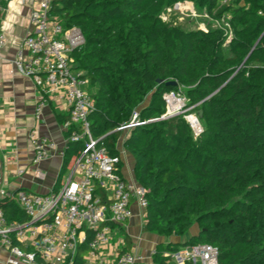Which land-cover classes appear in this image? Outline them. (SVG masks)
Here are the masks:
<instances>
[{
	"label": "trees",
	"instance_id": "1",
	"mask_svg": "<svg viewBox=\"0 0 264 264\" xmlns=\"http://www.w3.org/2000/svg\"><path fill=\"white\" fill-rule=\"evenodd\" d=\"M175 1L54 0L51 13L65 27L84 33L86 43L76 61L90 80L95 102L92 132L96 137L111 132L103 142L112 154H120L121 136L113 130L148 97L143 121L163 116L164 93L181 86L188 106L203 110L205 128L197 142L184 140L183 120L177 117L137 126L124 141L135 159L137 181L147 191L144 229L184 238L160 244L154 264H169L172 252L197 243L217 246L219 264H264V64H250L264 63V0L244 5L241 0H191L231 16L237 27L232 56L224 51L221 31L186 32L164 23L162 13ZM245 59L247 66L241 68ZM78 146L67 142L61 177ZM99 192L108 200L106 192ZM0 205L9 221L28 220L12 199H0ZM196 222L205 226L187 237ZM92 233L87 231L75 264H84Z\"/></svg>",
	"mask_w": 264,
	"mask_h": 264
},
{
	"label": "built area",
	"instance_id": "2",
	"mask_svg": "<svg viewBox=\"0 0 264 264\" xmlns=\"http://www.w3.org/2000/svg\"><path fill=\"white\" fill-rule=\"evenodd\" d=\"M231 1L223 0L224 3ZM53 2L31 0L32 32L25 37L9 66L33 79L41 90L43 96L36 105L38 118L51 95H59L66 103L69 118L64 128L70 132L66 140L78 142V152L66 172V180L57 190L9 193L0 178V199H12L28 218L24 223L9 221L0 205V247L9 249L7 264H40L38 257L51 264H75L80 246L86 242L87 231L91 230L93 237L83 256L84 264H138L144 258L139 252L111 249L112 230L114 225H125L133 217V202L147 209V191L137 180L123 175L121 153L112 154L103 142L111 132L99 137L92 132L95 102L88 91L90 80L76 61L86 39L79 27H65L52 15ZM191 5L190 11L196 15L197 10ZM7 42L6 29L2 28L0 53ZM164 100L167 112L157 120L179 114L185 105V100L178 98L175 91L165 92ZM175 100L179 103L177 107L173 104ZM192 116L188 119L196 133L201 134V123L195 126ZM142 123L135 111L128 123L113 131L125 127L132 130ZM29 139L34 150L33 165L50 157L56 147L37 128L30 130ZM24 172L20 169V173ZM41 173L37 171V175ZM99 189L106 192L108 200L101 198ZM30 246L34 247L25 249ZM219 256V248L209 243H197L170 254L175 264H219Z\"/></svg>",
	"mask_w": 264,
	"mask_h": 264
},
{
	"label": "crops",
	"instance_id": "3",
	"mask_svg": "<svg viewBox=\"0 0 264 264\" xmlns=\"http://www.w3.org/2000/svg\"><path fill=\"white\" fill-rule=\"evenodd\" d=\"M31 11V0H0V29H6L8 36L7 45L0 53V178L9 193L17 190L48 193L59 189L66 180V173L62 177L60 174L67 146L64 123L69 109L59 95H51L38 118L36 105L43 96L41 90L33 79L9 66L25 37L32 32ZM34 128L56 146L51 156L38 165L32 164L34 150L29 139ZM117 148L123 158V175L137 180L133 155L118 144ZM20 169L25 172L20 173ZM37 171L42 172L41 176ZM132 207L133 217L125 225L113 226L112 250L136 251L144 257L138 264H154V253L160 244L182 243L184 238L180 236L175 240L145 230L147 209L136 202ZM9 257V249L0 247V264H7ZM169 264L175 263L171 260Z\"/></svg>",
	"mask_w": 264,
	"mask_h": 264
},
{
	"label": "rangeland",
	"instance_id": "4",
	"mask_svg": "<svg viewBox=\"0 0 264 264\" xmlns=\"http://www.w3.org/2000/svg\"><path fill=\"white\" fill-rule=\"evenodd\" d=\"M246 3V0H241L240 4L244 5ZM193 4L194 8L197 10V14H192L190 11V8ZM192 8V7H191ZM161 19L164 23L173 25L175 27H179L182 30L189 32V31H194V30H203L205 32H210L214 30H218L224 33L225 40H224V51L228 56H232V51H231V41L236 35V29L237 27L231 22V16L227 14L223 15H218L215 11L210 10L208 7H200L198 4L191 0H178L172 3L170 6H168L164 12L162 13ZM247 59H245L240 66L246 67L247 66ZM252 65H261L264 64L262 62H256L253 61L250 63ZM177 93L178 98H181L182 100H185V105L182 108L181 112L175 116H172L170 118H181L183 120V126H182V137L184 140H192L193 142H197L201 134H197L195 131V127L192 125L191 121H189L188 116L190 115H195L198 117L201 127L204 130L205 124L202 122V118L199 117L198 115V106H195L192 108V106H188L189 103V98L187 97L186 93L184 92V87L181 86L178 90L175 91ZM164 98V95H163ZM165 101V100H164ZM151 103L150 98H146L137 108H136V113H138V117L140 118L142 125L146 124H151L152 122L155 121H160L157 120V118L161 117H155L149 116L146 118L144 121L141 119L142 115L141 113L144 112L145 108H147ZM166 103V101H165ZM167 103H166V110L164 114L167 112ZM149 114V113H146ZM163 114V115H164ZM169 118L163 119L167 120ZM131 120V118H130ZM129 120V121H130ZM128 121V122H129ZM127 122V123H128ZM121 136L118 139V145L124 148V141L125 139L129 136L131 129L128 127L123 128L121 131ZM173 146H176L177 141L173 140L171 141ZM202 226H205L204 223L202 222H196L195 225L192 227L190 232L186 235L187 237H190V235H197L201 229ZM175 238L177 240L178 236H168ZM182 238V237H181Z\"/></svg>",
	"mask_w": 264,
	"mask_h": 264
},
{
	"label": "bare ground",
	"instance_id": "5",
	"mask_svg": "<svg viewBox=\"0 0 264 264\" xmlns=\"http://www.w3.org/2000/svg\"><path fill=\"white\" fill-rule=\"evenodd\" d=\"M173 104H174V106L176 105L175 107H177V104L179 105V103H177L176 100L173 102ZM191 120H192V122H193V124H194L195 126H199V124H198L199 120H198V118H197L195 115H193V116L191 117Z\"/></svg>",
	"mask_w": 264,
	"mask_h": 264
},
{
	"label": "water",
	"instance_id": "6",
	"mask_svg": "<svg viewBox=\"0 0 264 264\" xmlns=\"http://www.w3.org/2000/svg\"><path fill=\"white\" fill-rule=\"evenodd\" d=\"M158 82H159V83H162L163 81H162L161 79H159ZM170 83L175 84V82H173V81L170 82ZM198 115H199L200 118H202V116H203V110H199V111H198Z\"/></svg>",
	"mask_w": 264,
	"mask_h": 264
}]
</instances>
